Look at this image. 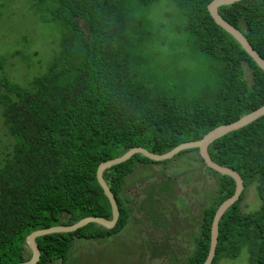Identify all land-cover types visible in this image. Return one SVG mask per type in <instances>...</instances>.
Here are the masks:
<instances>
[{
  "label": "trees",
  "instance_id": "16d2710c",
  "mask_svg": "<svg viewBox=\"0 0 264 264\" xmlns=\"http://www.w3.org/2000/svg\"><path fill=\"white\" fill-rule=\"evenodd\" d=\"M31 1L45 21L56 22L67 35L47 73L24 86L0 81L1 124L15 139L0 160V264L29 260L25 241L34 231L73 225L86 217L111 219L96 180L100 163L135 147L164 154L264 104V72L214 23L207 11L213 0H169L179 13L173 29L190 39L215 73L193 98L161 89L157 80L133 67L131 53L140 43L132 45L130 38L144 23L136 14L160 0ZM218 13L264 59V0H241L219 7ZM77 21L82 25L76 26ZM207 152L243 181L239 199L218 221L211 264L236 259L243 249L248 264H264V116L213 141ZM151 163L136 154L106 169L102 176L119 209L114 228L91 223L71 233L38 237L37 264L64 262L74 239L120 233L129 216L120 198L124 180L137 164ZM207 169L218 177L217 197L204 211L196 248L184 264H204L211 220L235 191L233 179ZM252 184L260 206L244 212V191Z\"/></svg>",
  "mask_w": 264,
  "mask_h": 264
},
{
  "label": "rangeland",
  "instance_id": "374dc122",
  "mask_svg": "<svg viewBox=\"0 0 264 264\" xmlns=\"http://www.w3.org/2000/svg\"><path fill=\"white\" fill-rule=\"evenodd\" d=\"M136 18L144 23L130 38L132 45L140 43L138 51L131 53L134 69L178 96L193 98L211 84L215 73L210 62L193 49L185 34L173 29L179 20L173 3L160 0L138 11ZM81 25L82 21L76 22ZM65 34L56 22L45 21L31 0H0V81L24 86L47 73L62 51ZM1 120L0 160L15 142ZM197 154L189 150L165 161L137 164L120 192L129 212L120 233L103 239H74L66 260L51 264H184L196 248L204 211L218 192L217 175ZM254 186L244 191V212L260 206ZM247 258L243 249L236 259L218 264H248Z\"/></svg>",
  "mask_w": 264,
  "mask_h": 264
},
{
  "label": "water",
  "instance_id": "95a60500",
  "mask_svg": "<svg viewBox=\"0 0 264 264\" xmlns=\"http://www.w3.org/2000/svg\"><path fill=\"white\" fill-rule=\"evenodd\" d=\"M239 1L241 0H213L207 6V11L210 17L212 18V20L214 21V23L217 26H219L221 29H223L227 34H229L241 46L242 50L264 72V59H262L260 55L252 48V46L246 40L244 35L240 31H238L234 26H232L226 20H224L218 13L219 7L232 5ZM262 116H264V104L261 105V107L258 108L257 110L242 116L241 118L230 124L221 125L214 128L213 130L205 134L200 140L182 143L164 154L157 155L150 153L143 148L135 147L128 150L127 152H125L124 154L113 160L104 161L100 163L96 170V180L109 202L111 208V215H110L111 219H106L102 217H86L76 222L73 225L54 226L47 229L34 231L27 236L25 241L28 248L31 251V257L29 260L18 264H37L40 258V251L36 243V239L38 237H42L50 234L65 233V232L71 233L91 223L100 225L101 227L106 229L114 228L119 218L118 217L119 209L114 196L112 195L111 191L109 190L102 176L103 172L106 169L113 167L115 165L122 164L128 161L132 156L136 154L142 155L143 157L151 161L158 162V161H165L171 159L178 153L189 149L198 150L199 156L204 161L206 167L217 172L222 176L230 177L235 182V191L233 195L219 205L213 216V220H211L210 246H209L208 255L204 262V264H211L217 244L218 221L221 219V217L227 211V209L230 208L239 199L243 190V181L235 170H232L224 166H220L217 163L213 162L208 155L207 148L213 141L225 136L230 132L236 131L251 124L252 122H254L255 120L259 119Z\"/></svg>",
  "mask_w": 264,
  "mask_h": 264
}]
</instances>
